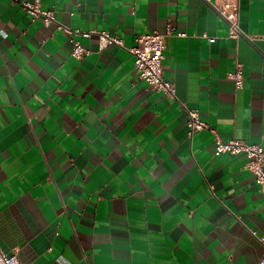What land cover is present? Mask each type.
<instances>
[{"label": "crops", "instance_id": "0c3cea01", "mask_svg": "<svg viewBox=\"0 0 264 264\" xmlns=\"http://www.w3.org/2000/svg\"><path fill=\"white\" fill-rule=\"evenodd\" d=\"M25 1L0 0L4 251L24 264H258L264 194L244 155L215 151L219 139L264 148V0L240 1L236 38L204 0H42L69 30L124 42L77 38L92 52L81 60L75 35L31 22ZM168 25L176 99L128 51ZM183 104L207 124L192 138Z\"/></svg>", "mask_w": 264, "mask_h": 264}, {"label": "built area", "instance_id": "2783aa9c", "mask_svg": "<svg viewBox=\"0 0 264 264\" xmlns=\"http://www.w3.org/2000/svg\"><path fill=\"white\" fill-rule=\"evenodd\" d=\"M212 6L218 15L228 24L230 37L236 38L244 36L240 22V1L241 0H204ZM22 10L29 16L31 22L41 20L45 26L55 25L56 29L69 35H75L71 38L73 44V57L81 60L91 55V50L81 44L77 38H88L92 34L99 36V50H104L108 46L115 45L125 47L124 42L116 37L111 36L108 32H73L60 24L55 13L52 10H45L42 6V0H27L21 3ZM175 30L168 25L165 33L152 32L139 35L135 39V46L128 49L134 57V68L139 78L144 81L153 91L162 92L172 99L177 98L175 86L166 78L163 68L165 59L166 44L165 39L172 36ZM185 36L184 33L178 34ZM209 38L208 36H205ZM211 43L215 42L214 38H209ZM228 78L234 82L235 88L240 90L245 85V71L241 64L236 65L232 72L228 73ZM184 113L188 121V136L192 138L195 133L207 128V124L202 120L197 110L188 108L183 104ZM223 155H244L247 160V169L253 174L261 192L264 194V148L259 144H250L241 140L223 141L217 140L215 156ZM257 237V232H252ZM264 245V237L259 239ZM0 264H24L19 257L8 255L0 243ZM258 264H264V256Z\"/></svg>", "mask_w": 264, "mask_h": 264}]
</instances>
